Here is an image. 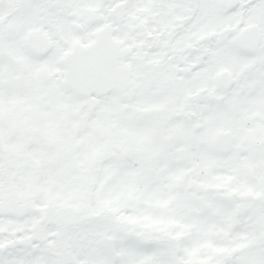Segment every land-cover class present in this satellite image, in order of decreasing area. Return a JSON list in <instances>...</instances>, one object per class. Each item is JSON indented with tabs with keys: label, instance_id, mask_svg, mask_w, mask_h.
<instances>
[{
	"label": "snow or ice",
	"instance_id": "snow-or-ice-1",
	"mask_svg": "<svg viewBox=\"0 0 264 264\" xmlns=\"http://www.w3.org/2000/svg\"><path fill=\"white\" fill-rule=\"evenodd\" d=\"M0 264H264V0H0Z\"/></svg>",
	"mask_w": 264,
	"mask_h": 264
}]
</instances>
